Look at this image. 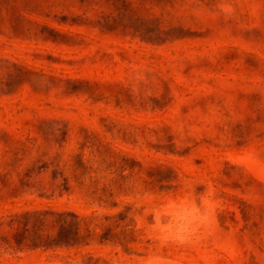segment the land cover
<instances>
[{
	"label": "rangeland",
	"instance_id": "1",
	"mask_svg": "<svg viewBox=\"0 0 264 264\" xmlns=\"http://www.w3.org/2000/svg\"><path fill=\"white\" fill-rule=\"evenodd\" d=\"M0 264H264V0H0Z\"/></svg>",
	"mask_w": 264,
	"mask_h": 264
}]
</instances>
